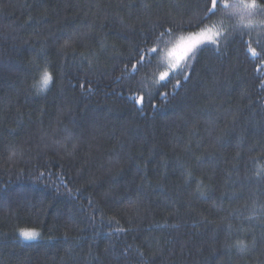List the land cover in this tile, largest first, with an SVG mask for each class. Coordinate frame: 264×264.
<instances>
[{"label":"trees","instance_id":"1","mask_svg":"<svg viewBox=\"0 0 264 264\" xmlns=\"http://www.w3.org/2000/svg\"><path fill=\"white\" fill-rule=\"evenodd\" d=\"M205 2L0 0V264H264V13Z\"/></svg>","mask_w":264,"mask_h":264},{"label":"snow or ice","instance_id":"2","mask_svg":"<svg viewBox=\"0 0 264 264\" xmlns=\"http://www.w3.org/2000/svg\"><path fill=\"white\" fill-rule=\"evenodd\" d=\"M229 9L233 10L234 12L238 11H248L249 9H256L264 13V5H258L256 0H251V3L245 2V0H238V3H229L227 0L223 4H221V0H206L203 12L205 15L201 16L199 19L195 21L196 27H199L201 24L205 22V20L210 19L212 16H215L218 12H227ZM162 27V26H161ZM169 32L172 31L171 28L168 29ZM215 42V41H213ZM155 52V49L152 50ZM254 52L255 49H252ZM145 60V56L141 55L139 51H137V64L142 63ZM135 68L136 65H133ZM138 70V69H137ZM52 77L45 71L43 76V85L47 86L48 83L51 81ZM143 98L139 102H142ZM37 234L34 231H22L21 236L26 239L35 238ZM243 243V242H239Z\"/></svg>","mask_w":264,"mask_h":264},{"label":"rangeland","instance_id":"3","mask_svg":"<svg viewBox=\"0 0 264 264\" xmlns=\"http://www.w3.org/2000/svg\"><path fill=\"white\" fill-rule=\"evenodd\" d=\"M204 34L203 35H199V36H197L199 39H202V38H204ZM189 43L187 42V44L186 45H188ZM185 45V43L182 45V47ZM181 48V47H180ZM180 55H183V53H181ZM37 235L35 236V238H32V239H36L38 236H39V234H38V232L36 233ZM26 239V238H25ZM31 240V239H30Z\"/></svg>","mask_w":264,"mask_h":264}]
</instances>
